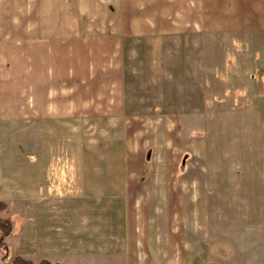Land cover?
I'll return each mask as SVG.
<instances>
[{"label": "crops", "instance_id": "obj_1", "mask_svg": "<svg viewBox=\"0 0 264 264\" xmlns=\"http://www.w3.org/2000/svg\"><path fill=\"white\" fill-rule=\"evenodd\" d=\"M254 32H264V0H0V123L20 133L15 199L33 213L19 257L34 264H200L201 194L169 185L164 125L150 134L144 120L126 117L123 42ZM74 119L86 131L110 132L111 152L87 151L80 171L66 170L76 178L75 201L58 193L50 139ZM38 179L50 182L30 190Z\"/></svg>", "mask_w": 264, "mask_h": 264}, {"label": "rangeland", "instance_id": "obj_2", "mask_svg": "<svg viewBox=\"0 0 264 264\" xmlns=\"http://www.w3.org/2000/svg\"><path fill=\"white\" fill-rule=\"evenodd\" d=\"M121 60L126 117L144 120L150 134L164 125L169 185L201 194L199 263L264 264V32L126 37ZM86 127L74 119L73 126H58L50 137L57 145L58 193H72L74 201L76 178L66 170L80 171L79 158L87 151L92 156L110 152V132ZM26 133L32 138V131ZM19 135L15 124L0 123V217L11 221L0 264H34L17 253L33 221L32 211L19 209L15 199ZM61 157L70 164L60 163ZM38 180L30 190L50 182ZM45 262L60 264H40Z\"/></svg>", "mask_w": 264, "mask_h": 264}, {"label": "trees", "instance_id": "obj_3", "mask_svg": "<svg viewBox=\"0 0 264 264\" xmlns=\"http://www.w3.org/2000/svg\"><path fill=\"white\" fill-rule=\"evenodd\" d=\"M0 230L3 232V234L0 236V245H2L5 243V238L10 235L11 221L9 219L4 220L0 217ZM42 264H46V262Z\"/></svg>", "mask_w": 264, "mask_h": 264}]
</instances>
